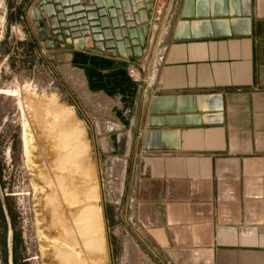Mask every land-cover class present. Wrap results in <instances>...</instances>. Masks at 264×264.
Returning a JSON list of instances; mask_svg holds the SVG:
<instances>
[{
    "label": "crops",
    "instance_id": "1",
    "mask_svg": "<svg viewBox=\"0 0 264 264\" xmlns=\"http://www.w3.org/2000/svg\"><path fill=\"white\" fill-rule=\"evenodd\" d=\"M156 2L39 0L32 17L81 58L97 132H116L107 151L128 137L135 247L152 264H264V0H172L145 85L127 66L141 68Z\"/></svg>",
    "mask_w": 264,
    "mask_h": 264
},
{
    "label": "rangeland",
    "instance_id": "2",
    "mask_svg": "<svg viewBox=\"0 0 264 264\" xmlns=\"http://www.w3.org/2000/svg\"><path fill=\"white\" fill-rule=\"evenodd\" d=\"M38 1L0 0V264H79L55 256L53 244L60 230L52 227L48 212L42 210L39 215L34 206L33 183L39 181L29 170L22 143L26 124L35 163L53 160L47 121L54 113L65 115L60 127L69 125L80 132L85 184L96 195L89 202L98 212L101 248L90 251L93 254L82 253V264H152L132 243L131 230L125 227L132 221L128 172L125 175L122 161L128 137L121 138L118 153L107 151L106 137L117 136L116 132H97V123H102L106 112L105 106L98 105L102 97L87 89L79 69L81 58L69 62L66 52L71 46L65 38L53 31L48 34L44 22L34 20L32 10ZM166 28L158 21L159 39H165ZM79 238L75 235L71 240L76 250Z\"/></svg>",
    "mask_w": 264,
    "mask_h": 264
},
{
    "label": "bare ground",
    "instance_id": "3",
    "mask_svg": "<svg viewBox=\"0 0 264 264\" xmlns=\"http://www.w3.org/2000/svg\"><path fill=\"white\" fill-rule=\"evenodd\" d=\"M64 117V113H54L47 121L49 130L52 131V135L49 136L52 143L50 155L53 160L50 159V162L37 164L33 160L34 156L30 151L32 139L26 132V124L23 125L21 140L24 143V153L28 157L29 170L34 179L39 181L33 183L37 196L34 206L37 207L39 215L42 210L48 212L52 219V227L60 230L59 238L54 239L53 244L55 256L63 262L76 261L82 264L85 261L82 253L101 248L98 212L89 202L95 199L96 195L92 187L85 184L87 177L83 165L85 148L80 132L69 125L60 127L59 120ZM75 235L80 237L78 239L80 249L77 250L71 243Z\"/></svg>",
    "mask_w": 264,
    "mask_h": 264
},
{
    "label": "built area",
    "instance_id": "4",
    "mask_svg": "<svg viewBox=\"0 0 264 264\" xmlns=\"http://www.w3.org/2000/svg\"><path fill=\"white\" fill-rule=\"evenodd\" d=\"M168 1L167 0H157L156 2V6L152 14V22H151L152 31H151L150 41H149V49H148L146 56L143 58L141 62V68L138 69L134 65L127 66V75L134 82L144 83L145 85H148L151 77L156 73V70L161 64L166 41L165 39L164 40L159 39V33L157 35L158 21H160V17L162 14H164L166 18L167 13H168L167 10L169 9V6L172 0H168ZM162 24H165V23H162ZM166 31H167V28H166ZM166 31L164 32V34H166ZM155 42H156V45H158V46H155L156 49L155 47L153 48V45ZM150 55H151V59H149Z\"/></svg>",
    "mask_w": 264,
    "mask_h": 264
}]
</instances>
